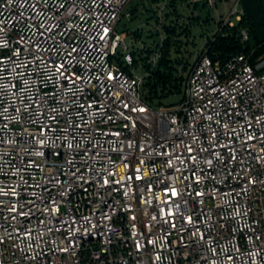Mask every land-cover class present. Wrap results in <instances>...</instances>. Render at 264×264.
Returning a JSON list of instances; mask_svg holds the SVG:
<instances>
[{"label": "built area", "instance_id": "built-area-1", "mask_svg": "<svg viewBox=\"0 0 264 264\" xmlns=\"http://www.w3.org/2000/svg\"><path fill=\"white\" fill-rule=\"evenodd\" d=\"M131 1L0 0V264H264V56L152 105L168 0L127 45Z\"/></svg>", "mask_w": 264, "mask_h": 264}, {"label": "trees", "instance_id": "trees-1", "mask_svg": "<svg viewBox=\"0 0 264 264\" xmlns=\"http://www.w3.org/2000/svg\"><path fill=\"white\" fill-rule=\"evenodd\" d=\"M133 1V0H132ZM148 2V0H144ZM144 1H139L130 10L129 19L138 18L139 11L145 10ZM162 0H150V7L147 11L156 14L155 21H158V9ZM244 16L234 27H222L221 33H217L213 39H209V55L215 62H227L231 57L245 53H253V59L264 56V0H242ZM155 7V8H154ZM165 34L163 44V56L157 67L152 71V75L146 80L144 89L146 100L152 105H164L162 99L173 94H182L186 88V77L181 75L179 66H184L187 70L189 63L181 59H172V50L178 45L177 38L183 35L189 36V28H182L178 32L173 25H164ZM242 31L248 33V41L242 40ZM136 39H142L139 31H134ZM143 40V39H142ZM146 43V41H144ZM177 52H181L178 48Z\"/></svg>", "mask_w": 264, "mask_h": 264}, {"label": "rangeland", "instance_id": "rangeland-1", "mask_svg": "<svg viewBox=\"0 0 264 264\" xmlns=\"http://www.w3.org/2000/svg\"><path fill=\"white\" fill-rule=\"evenodd\" d=\"M139 1L144 0L131 1L126 15ZM144 2L146 9L139 11L138 18L134 20L124 16L118 24L117 29L119 32L129 34V37L126 38L127 45H130V36H133V32L136 30L141 32L143 41L147 43H150L152 38L159 41L160 37L153 34L156 14L147 11V7H150V0ZM164 3L165 0H162L160 8L164 6ZM234 6H236V0H168L165 12L162 13L164 15V25H173L178 32H181L182 28H189V36L178 37V45L174 46L172 50V59L178 58L183 62L189 63L186 71H184L185 65L179 66L180 73L186 77V80L196 56L204 49L205 44L209 43V39L215 40L213 37L219 33L223 27L224 19L229 16ZM239 8H242L241 3ZM232 19L235 20V17L233 16ZM234 22L237 24L236 21ZM162 33L164 38H166L167 35L164 30ZM178 48L181 49V52H177ZM181 97L182 94H173L163 98L161 101L164 105H172L178 103Z\"/></svg>", "mask_w": 264, "mask_h": 264}]
</instances>
